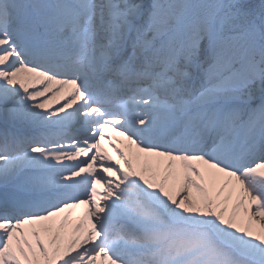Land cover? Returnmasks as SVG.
Returning <instances> with one entry per match:
<instances>
[{"label": "snow or ice", "instance_id": "snow-or-ice-1", "mask_svg": "<svg viewBox=\"0 0 264 264\" xmlns=\"http://www.w3.org/2000/svg\"><path fill=\"white\" fill-rule=\"evenodd\" d=\"M0 264H264V0H0Z\"/></svg>", "mask_w": 264, "mask_h": 264}, {"label": "rangeland", "instance_id": "rangeland-1", "mask_svg": "<svg viewBox=\"0 0 264 264\" xmlns=\"http://www.w3.org/2000/svg\"><path fill=\"white\" fill-rule=\"evenodd\" d=\"M253 3L259 4L260 0H252Z\"/></svg>", "mask_w": 264, "mask_h": 264}, {"label": "bare ground", "instance_id": "bare-ground-1", "mask_svg": "<svg viewBox=\"0 0 264 264\" xmlns=\"http://www.w3.org/2000/svg\"><path fill=\"white\" fill-rule=\"evenodd\" d=\"M105 147L107 148V145L105 144ZM108 151L110 152V149H108Z\"/></svg>", "mask_w": 264, "mask_h": 264}]
</instances>
